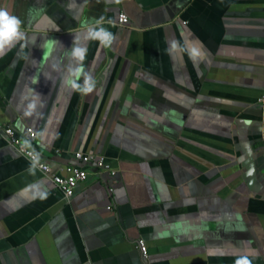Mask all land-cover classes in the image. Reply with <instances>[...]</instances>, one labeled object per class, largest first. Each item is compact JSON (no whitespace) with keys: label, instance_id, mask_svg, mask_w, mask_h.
<instances>
[{"label":"crops","instance_id":"crops-1","mask_svg":"<svg viewBox=\"0 0 264 264\" xmlns=\"http://www.w3.org/2000/svg\"><path fill=\"white\" fill-rule=\"evenodd\" d=\"M0 9L24 33L0 53V126L55 169L88 171L66 200L0 131V264H264V0ZM88 27L114 39L101 46ZM75 46L87 49L82 62ZM81 66L95 82L88 94L67 83L84 84Z\"/></svg>","mask_w":264,"mask_h":264},{"label":"built area","instance_id":"built-area-1","mask_svg":"<svg viewBox=\"0 0 264 264\" xmlns=\"http://www.w3.org/2000/svg\"><path fill=\"white\" fill-rule=\"evenodd\" d=\"M129 23V18L125 13H120L117 24L121 27H126ZM261 107V136L264 140V92L258 100ZM0 131L4 133L10 143L14 145L18 152L30 159L32 164L39 168L42 173L47 176L58 187L66 200H71L74 196L76 188L81 181L87 179L88 171L84 167L77 164H69L55 169L50 163L43 159L38 151L33 148L28 142L21 139L17 135V131L12 125L0 126ZM30 136L37 138L38 134L34 128L29 129ZM77 160L85 163L96 161L100 171L108 172L110 175H115L116 170L111 163L106 162L104 157L95 158L94 154L77 151L75 154ZM137 248L140 250L145 260L148 259V246L146 240L139 238Z\"/></svg>","mask_w":264,"mask_h":264},{"label":"clouds","instance_id":"clouds-1","mask_svg":"<svg viewBox=\"0 0 264 264\" xmlns=\"http://www.w3.org/2000/svg\"><path fill=\"white\" fill-rule=\"evenodd\" d=\"M106 2H108V0H106ZM115 2L120 3L121 0H115ZM96 23L99 24L100 21H97ZM21 24L22 21L18 17L11 15L4 9H0V53H4L6 48H10L14 43L24 39V33L20 30ZM86 39L98 40L101 46L107 47L111 44L114 37L103 27H88ZM86 51L87 49L84 47L75 46L72 49V56L78 62H82L86 57ZM77 71L83 73V67L81 66ZM83 74L85 77L83 85L75 83L72 80L67 81V83L82 94H88L95 88V82L89 74ZM29 107L35 108V104L33 103Z\"/></svg>","mask_w":264,"mask_h":264}]
</instances>
